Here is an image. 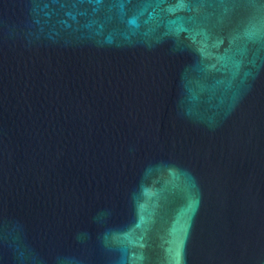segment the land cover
I'll list each match as a JSON object with an SVG mask.
<instances>
[{
	"label": "water",
	"instance_id": "water-1",
	"mask_svg": "<svg viewBox=\"0 0 264 264\" xmlns=\"http://www.w3.org/2000/svg\"><path fill=\"white\" fill-rule=\"evenodd\" d=\"M0 264H264V0H0Z\"/></svg>",
	"mask_w": 264,
	"mask_h": 264
}]
</instances>
